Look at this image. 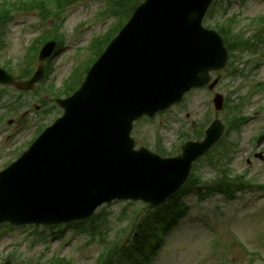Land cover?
Returning <instances> with one entry per match:
<instances>
[{"label":"water","instance_id":"water-1","mask_svg":"<svg viewBox=\"0 0 264 264\" xmlns=\"http://www.w3.org/2000/svg\"><path fill=\"white\" fill-rule=\"evenodd\" d=\"M211 1L148 0L82 88L59 101L64 117L0 172V223L82 219L116 197L158 202L186 181L192 160L220 138L218 120L174 159L134 150L130 132L136 118L169 107L225 62L222 38L201 25ZM42 73L17 85L29 88Z\"/></svg>","mask_w":264,"mask_h":264},{"label":"rangeland","instance_id":"rangeland-1","mask_svg":"<svg viewBox=\"0 0 264 264\" xmlns=\"http://www.w3.org/2000/svg\"><path fill=\"white\" fill-rule=\"evenodd\" d=\"M104 7V1L89 0L70 6L63 13L61 32L65 35V45L54 56V70L43 85L53 84L55 88L60 87L74 67L90 56L88 50H81L89 44L92 36L117 23L113 16L99 19V10ZM262 14L264 0H218L215 13L207 24H214L219 19L235 15L236 29L253 35L256 27L250 25V20ZM57 22L60 21L56 18L42 21L37 12L17 15L10 24L7 46L0 51V64L5 65L6 61L16 63L32 40ZM82 22L85 25L81 29L78 25ZM261 51H264V45L253 56L255 59L250 61V68L262 64L252 68L248 75L232 76L230 73L233 66L227 67L220 72L222 79L213 91L207 88L194 90L169 112L151 120L143 119L135 127L133 136L137 146L144 145L155 151V147L159 145L172 153V149L189 139L186 138L187 135H192L190 127L193 121L203 120L209 114L211 118L215 116L217 111L212 99L217 91L230 99L231 104L242 103L241 114L249 118L241 130L231 131L228 139L237 142L231 162V174L248 172L247 178L255 181L254 188L239 192L232 200L215 193L207 194L204 198L195 193L183 196L182 200L187 206L186 215L178 220L165 237L159 254L151 264H264V190L258 188L264 184V164L252 156L257 148L255 138L264 130V87L260 90L253 89L257 83H264V52L261 55ZM254 54V51L244 52V60L234 65L245 71L247 65L243 61L252 59L250 55ZM44 98L47 105H50L51 94L45 91L42 94L29 93L25 101H30V108L24 106L19 114L8 115L1 122L0 168L15 160L27 148V143L41 125H47L61 115V110L58 109L45 115V105L42 104ZM256 111H260L259 114L255 115ZM3 113L4 110L0 108V115ZM220 114L223 120L226 116H232L229 109ZM9 119H14V123L8 124ZM260 149L264 150V144ZM249 157L251 164L248 163ZM218 173L216 168L207 165V161L196 166V174L203 179L204 184L217 177ZM104 209L105 214H108V222L103 224L104 229L101 232L103 238L107 237L109 241L125 238L133 233L131 223L138 218L135 214L143 210L144 214L149 211L141 202H115ZM42 230L43 227L39 232ZM44 233V237L50 235L49 230ZM36 236L31 228L1 227L0 262L14 252L17 253L18 260L58 255L71 259L72 264H95L106 243L102 242L101 234L93 239L72 229L67 230L63 238L50 236L35 243L39 239Z\"/></svg>","mask_w":264,"mask_h":264},{"label":"trees","instance_id":"trees-1","mask_svg":"<svg viewBox=\"0 0 264 264\" xmlns=\"http://www.w3.org/2000/svg\"><path fill=\"white\" fill-rule=\"evenodd\" d=\"M73 2L74 0H54L46 2L44 0L40 1V5H36V2L30 3L25 2L24 7L26 9H42L49 11L48 5H53L55 11H62L64 2ZM129 0H122V2H127ZM134 1L131 0L132 6H134ZM80 80H76L70 83L68 88L70 90L78 86ZM176 206V204H175ZM173 217V211L161 210L155 212L153 215L148 217L143 224L140 225L139 237L134 240V242L128 246H123L121 250V256L129 264H142L145 259H147L157 248L160 239V232L164 231V228L169 223Z\"/></svg>","mask_w":264,"mask_h":264}]
</instances>
